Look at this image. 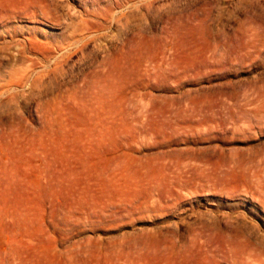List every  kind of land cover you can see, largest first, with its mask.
I'll return each instance as SVG.
<instances>
[{"label": "rangeland", "instance_id": "obj_1", "mask_svg": "<svg viewBox=\"0 0 264 264\" xmlns=\"http://www.w3.org/2000/svg\"><path fill=\"white\" fill-rule=\"evenodd\" d=\"M0 264H264V0H0Z\"/></svg>", "mask_w": 264, "mask_h": 264}]
</instances>
